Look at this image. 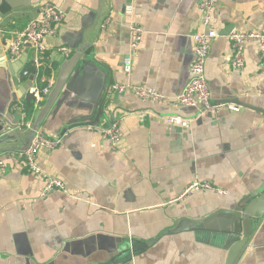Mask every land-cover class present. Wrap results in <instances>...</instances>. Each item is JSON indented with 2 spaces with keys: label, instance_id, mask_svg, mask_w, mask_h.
<instances>
[{
  "label": "crops",
  "instance_id": "0c3cea01",
  "mask_svg": "<svg viewBox=\"0 0 264 264\" xmlns=\"http://www.w3.org/2000/svg\"><path fill=\"white\" fill-rule=\"evenodd\" d=\"M45 2L65 15L56 36L45 40L38 65L30 47L12 58L11 38L40 17ZM199 3L0 0V160L7 164L0 174V264L227 263L224 236L188 226L174 230L183 222L232 210L264 187V66L257 46L247 44L245 66L233 68L227 62L232 46L226 37L232 29L264 31V0H217L213 14L221 36L211 44L206 78L213 101L235 104L238 112L200 117V105L152 104L130 91L111 90L114 84L144 85L169 100L182 94L195 58ZM129 7L132 19L125 12ZM132 22L144 36L127 76L123 65L131 54ZM77 55L39 128L61 145L43 151L38 165L78 199L61 191L41 198L44 183L19 157L18 150L28 146L29 131L16 128L22 112L27 114L25 98L31 89L51 83L52 92L64 65ZM49 96L35 105L33 118L27 115L33 125ZM173 114L192 120L191 127L166 126L163 117ZM118 120L122 137L111 149L99 129ZM7 129L15 137L3 141ZM195 181L213 189L179 200ZM236 264H264V216Z\"/></svg>",
  "mask_w": 264,
  "mask_h": 264
},
{
  "label": "built area",
  "instance_id": "2783aa9c",
  "mask_svg": "<svg viewBox=\"0 0 264 264\" xmlns=\"http://www.w3.org/2000/svg\"><path fill=\"white\" fill-rule=\"evenodd\" d=\"M217 5V0H200V31L193 38L195 58L191 66V79L184 89L183 93L169 100L164 94L153 88L144 85H124L114 84L111 90L115 93L124 94L128 91L132 92L143 102L152 104L175 103L178 106L196 107L200 105L201 114L205 113L219 114L223 110L238 112L240 107L235 104L215 103L212 99L208 80L206 78V63L210 54L211 44L214 40L221 36L216 29L213 14ZM126 15L132 19L133 9L126 8ZM64 12L50 2H45L41 7V15L39 18L31 20L26 28L16 32L11 38L9 44V53L12 58H20L25 50L30 47L36 53L35 64H39V56L44 54L45 40L56 36L58 27L64 21ZM130 52L124 60L123 72L130 76L133 71V57L137 54L143 41L144 30L141 26L132 22L130 27ZM226 37L230 40L232 46L231 55L227 58V62L235 69H243L245 66V46L247 44H255L261 57L262 66H264V31H240L237 29L228 30ZM61 52L67 57L72 52L68 48H62ZM52 89L51 83L45 88H32L30 93L35 99V105L38 107L50 95ZM166 126H179L189 129L193 123L192 120L185 119L179 115H168L163 117ZM34 125L27 119V114L22 112V122L17 126L18 132L32 131ZM92 129V127H89ZM10 133L12 130L7 129ZM100 136L107 142L111 149H116L117 144L122 137V121L113 122L106 128L99 129ZM61 145V140H51L42 135L39 131L35 133L31 144L19 157L23 161L25 168L37 180L44 183L41 189V198H46L55 191L66 193L72 198L78 199L74 193H69L64 182L54 175L47 174L39 165L38 160L43 151L54 150ZM7 164L0 160V174L5 172ZM213 187L207 182L195 181L191 183L178 198L183 199L194 192H204L212 190Z\"/></svg>",
  "mask_w": 264,
  "mask_h": 264
},
{
  "label": "water",
  "instance_id": "95a60500",
  "mask_svg": "<svg viewBox=\"0 0 264 264\" xmlns=\"http://www.w3.org/2000/svg\"><path fill=\"white\" fill-rule=\"evenodd\" d=\"M77 59L78 55L65 64L60 71L56 84L47 100V104L40 112L34 123L33 130L25 134L26 138L29 140L28 146L26 148L19 149L18 151L24 152L31 144L35 133L39 131L40 125L42 124L43 118L45 117L48 109L60 94L63 86L73 71ZM31 80H33V77ZM13 136L15 137L13 133H10L9 135L4 136L2 140H7L9 137ZM263 216L264 187L243 198L232 210H219L212 217L201 222H183L174 231H177L184 226H188L194 231H209L224 236L226 245L224 246V249L228 251L226 264H236L246 249L250 237L254 233L255 223L260 221Z\"/></svg>",
  "mask_w": 264,
  "mask_h": 264
},
{
  "label": "trees",
  "instance_id": "16d2710c",
  "mask_svg": "<svg viewBox=\"0 0 264 264\" xmlns=\"http://www.w3.org/2000/svg\"><path fill=\"white\" fill-rule=\"evenodd\" d=\"M30 71L34 72L35 71V68L34 66H30ZM49 74V72H46ZM46 85L43 84L41 86V88H44ZM25 109H26V112H27V115H28V118H33L35 113H36V108H35V99L33 98L32 95H28L26 98H25Z\"/></svg>",
  "mask_w": 264,
  "mask_h": 264
}]
</instances>
